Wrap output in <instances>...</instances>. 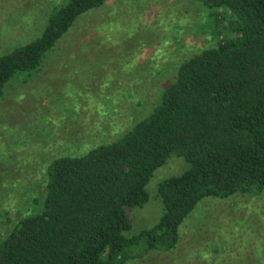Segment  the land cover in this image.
<instances>
[{"label":"trees","instance_id":"1","mask_svg":"<svg viewBox=\"0 0 264 264\" xmlns=\"http://www.w3.org/2000/svg\"><path fill=\"white\" fill-rule=\"evenodd\" d=\"M108 1L52 6L38 37L0 54V99L9 81L39 71L79 16ZM193 1L225 22L216 43L178 63L148 113L113 140L47 163L41 207L0 238V264H126L174 249L202 200L264 193V0ZM172 160L184 166L156 183L158 219L133 233L131 212Z\"/></svg>","mask_w":264,"mask_h":264},{"label":"rangeland","instance_id":"2","mask_svg":"<svg viewBox=\"0 0 264 264\" xmlns=\"http://www.w3.org/2000/svg\"><path fill=\"white\" fill-rule=\"evenodd\" d=\"M62 0H0V54L38 37ZM193 0H109L79 16L27 82L12 79L0 99V238L38 211L45 166L113 140L151 109L156 90L182 60L216 43L225 22ZM172 160L131 212L132 232L161 213L159 179L183 168ZM36 200V203L33 202ZM174 249L126 264H264V193L204 199Z\"/></svg>","mask_w":264,"mask_h":264}]
</instances>
